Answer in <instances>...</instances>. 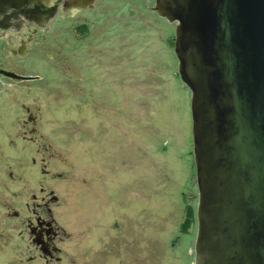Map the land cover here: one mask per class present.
I'll return each mask as SVG.
<instances>
[{"label": "rangeland", "instance_id": "374dc122", "mask_svg": "<svg viewBox=\"0 0 264 264\" xmlns=\"http://www.w3.org/2000/svg\"><path fill=\"white\" fill-rule=\"evenodd\" d=\"M154 5L104 0L83 13L81 30L80 22L65 20L66 30L47 37L52 47L23 63L40 80L24 93L0 84L2 167L10 170L8 159L20 157L19 147L29 164L15 181L0 174V213L7 205L25 212L44 188L54 191L61 205L53 214L69 256L62 252L61 264L195 262L192 92L179 74L177 24ZM25 106L40 114L32 143L21 140ZM4 180L13 193L2 187ZM187 206L195 220L184 231ZM18 235L0 238V264H23Z\"/></svg>", "mask_w": 264, "mask_h": 264}, {"label": "water", "instance_id": "95a60500", "mask_svg": "<svg viewBox=\"0 0 264 264\" xmlns=\"http://www.w3.org/2000/svg\"><path fill=\"white\" fill-rule=\"evenodd\" d=\"M61 2L0 0V24L48 21ZM151 9L177 23L179 74L192 92L194 264H264V0H155Z\"/></svg>", "mask_w": 264, "mask_h": 264}, {"label": "flooded vegetation", "instance_id": "af4514ba", "mask_svg": "<svg viewBox=\"0 0 264 264\" xmlns=\"http://www.w3.org/2000/svg\"><path fill=\"white\" fill-rule=\"evenodd\" d=\"M61 1L55 16L48 21L41 17L27 19L23 15H17L6 16L7 20L0 24V84L5 83L7 90L17 89L24 93L27 91L25 89L31 86V81L40 80L38 76L26 73L23 66L25 59L34 55L43 56L45 46L47 50L48 46L52 47L50 44H45L48 35L55 38L56 32L67 29L65 26H60V23L71 18L76 23L80 22L78 30H81L84 28L81 25L84 19L83 13L96 11L99 7H103L104 3V0H74V6L69 7L67 3L70 4L71 0ZM56 28L57 31H54ZM61 62L63 63L61 60L58 64H62ZM68 69L72 70V67ZM72 75L75 76V73ZM76 85L79 86L78 83ZM14 96L18 98V94ZM24 113L21 122L25 133L22 134L21 140L32 143L36 139L40 114L35 108L26 106ZM21 149L23 150V148H17L20 157H17L16 161L8 159L12 165L9 171L2 167L6 158L0 157V174L3 179L10 177L15 181V178L29 165L25 160V150L23 152ZM57 177L60 178L59 175ZM5 180L2 181V187L6 188V192L13 193L14 188H10ZM89 181H85V185ZM42 192L43 196L35 197L32 204H27L25 212H12L14 210L12 206L7 205L6 213H0V238L8 240L12 234L18 232V236L23 241L18 257L22 256L21 253H26L24 258L19 257L23 264L34 259L40 260L42 264H61L64 261L63 254L69 257L65 251H62V242L65 240L66 233L56 222L53 214L54 206L58 208L61 205L60 199L54 191L44 188ZM0 200L4 203L5 198L1 197ZM30 255L31 258H29ZM68 260L66 261L70 263Z\"/></svg>", "mask_w": 264, "mask_h": 264}, {"label": "trees", "instance_id": "16d2710c", "mask_svg": "<svg viewBox=\"0 0 264 264\" xmlns=\"http://www.w3.org/2000/svg\"><path fill=\"white\" fill-rule=\"evenodd\" d=\"M194 220H195L194 210L191 206H187L186 214H185V220L183 223V230L188 231L191 228Z\"/></svg>", "mask_w": 264, "mask_h": 264}]
</instances>
